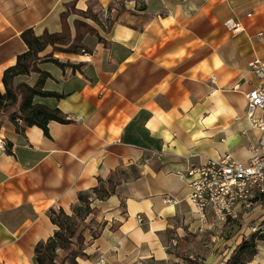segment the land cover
<instances>
[{
    "label": "crops",
    "instance_id": "0c3cea01",
    "mask_svg": "<svg viewBox=\"0 0 264 264\" xmlns=\"http://www.w3.org/2000/svg\"><path fill=\"white\" fill-rule=\"evenodd\" d=\"M116 1L0 0L2 93L5 70L28 50L23 31L60 32L70 5L87 11L92 2L114 20L100 31L103 41L89 38L90 52L54 53L78 69L40 64L52 75L45 89L65 97L36 102L60 108L71 123L50 122L47 136L4 121L0 140L13 147L0 152V264H34L35 246L58 229L49 210L72 214L80 192L119 169L129 178L93 201L106 226L96 239L85 234L87 257L78 264H181L198 256L220 264L251 225L264 223V210L254 208L210 228L188 201L185 176L207 158L247 162L259 143L246 94L258 82L250 62H264V0H127L122 11ZM230 19L244 30L232 32ZM24 77L34 85L39 76L17 80ZM258 248L248 264H264V241Z\"/></svg>",
    "mask_w": 264,
    "mask_h": 264
},
{
    "label": "trees",
    "instance_id": "16d2710c",
    "mask_svg": "<svg viewBox=\"0 0 264 264\" xmlns=\"http://www.w3.org/2000/svg\"><path fill=\"white\" fill-rule=\"evenodd\" d=\"M126 1H116L119 7V9H116L122 11ZM113 8L114 4L109 6L107 12H110ZM68 12L67 10L62 14V30L60 32L50 33L46 30L42 35H36L33 28L22 32L21 37L27 45L28 50L19 55L17 63L4 72L3 83L5 92H0V131L4 121L8 119L20 133H24L25 127L27 126H38L49 136L50 122L56 121L66 124L73 121L60 108L50 107L44 103L36 102L37 97L56 98L58 100L65 97V94L45 89V84L48 79L52 78V75L42 70L40 64L52 62L62 69L66 67L78 69L80 67L79 64L75 65L70 62H61L53 56L56 52L79 53L80 50L71 48L70 45L83 40L85 33H87L80 32L79 26L75 25L76 34L72 36L70 27L66 22ZM81 12L85 13L93 21L100 23L98 14L93 12L90 6L87 11ZM107 21L109 28L114 22L111 15L108 16ZM103 40L102 37L99 39V41ZM49 47L52 48L51 52L43 54ZM81 51L90 52L91 50L86 47ZM33 73L39 76L34 85L26 81H17L19 77L30 76ZM12 147V144H9L7 146V152L11 153ZM131 170L133 176L137 177V170L134 167ZM128 178L129 176L124 169H119L114 172L106 180L99 177L97 186L78 194V200L72 206V214H68L63 208H51L49 210V217L58 229L48 240L40 241L35 246L34 264H78L79 258L87 257L85 253V231L87 229L90 230L92 238L96 239L106 226V222H102L99 230H93L89 224H85L90 216L96 215L99 212L98 208L92 205L93 201L95 199L106 200L110 198L116 194L117 187L122 181ZM262 241H264V232L250 234L236 245L225 261V264L251 263L258 255V243ZM181 245V243H178L180 250ZM185 261H190L192 264H202V261L197 259L192 260L190 257H186Z\"/></svg>",
    "mask_w": 264,
    "mask_h": 264
},
{
    "label": "built area",
    "instance_id": "2783aa9c",
    "mask_svg": "<svg viewBox=\"0 0 264 264\" xmlns=\"http://www.w3.org/2000/svg\"><path fill=\"white\" fill-rule=\"evenodd\" d=\"M225 24L234 33L244 30L243 24L233 19ZM250 68L258 82L246 94L247 116L252 127L258 129L261 135L258 145L252 148L249 160L240 162L234 160L231 154H225L191 165L185 174L189 187L188 201L201 221L212 229L239 218L241 212L248 213L257 205H264V62L256 58L250 62ZM5 151L7 145L0 140V152ZM138 220L143 221L141 216ZM250 232L263 233L264 223L251 225ZM173 242L177 244L176 240ZM181 264L192 263L182 261ZM220 264H225V261Z\"/></svg>",
    "mask_w": 264,
    "mask_h": 264
},
{
    "label": "rangeland",
    "instance_id": "374dc122",
    "mask_svg": "<svg viewBox=\"0 0 264 264\" xmlns=\"http://www.w3.org/2000/svg\"><path fill=\"white\" fill-rule=\"evenodd\" d=\"M90 8L93 10V12L98 14L101 24L93 21L90 18H88L85 13L79 11L78 9H76L73 6H70V8L68 9L69 12H68V16L66 18V22H67L68 26L70 27L72 36H75V34H76L75 25L79 26L80 32H87V33H85L83 40L74 42V43H72V45H70L71 48H76V50L78 49V50H80V52H81V50H83V48H86V47L88 48V46H87L88 43L91 44V40L89 41V38L96 39V40L101 39L100 31L106 30L109 26L108 21H107L108 17H106V12H105L106 9L105 8H103L101 5H99L97 3H91ZM72 29H74V31ZM48 49L52 50L51 47H49ZM32 75L33 74H31L30 76H32ZM17 81H19V80H17ZM22 81H26L27 83H29L28 81H32V79H29V78L27 79L24 77ZM255 208H258L257 210L263 211L264 205H262V206L257 205ZM96 215L90 216L89 219L87 220V223H85V224H89V226L93 230H99L100 226H101V222H99L96 219ZM239 225H241V227L243 226L241 222H239ZM85 232L87 233L88 229ZM235 235H236V233H235ZM261 245H262V243H261ZM200 257L198 256L195 258L198 259Z\"/></svg>",
    "mask_w": 264,
    "mask_h": 264
}]
</instances>
